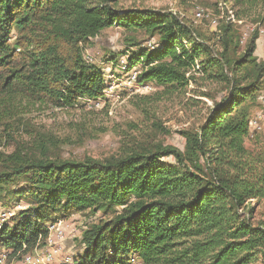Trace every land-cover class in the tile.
<instances>
[{
    "label": "trees",
    "instance_id": "16d2710c",
    "mask_svg": "<svg viewBox=\"0 0 264 264\" xmlns=\"http://www.w3.org/2000/svg\"><path fill=\"white\" fill-rule=\"evenodd\" d=\"M213 1L219 13L228 0ZM230 1L235 20L253 15L264 28V0ZM112 25L157 37L156 47L127 57L140 63L138 81L169 92L201 79L227 93L196 131L180 130L183 149L155 143L103 159L62 157L40 137L30 150L0 152V203L28 201L0 227V249L20 257L44 243L58 214L100 211L106 218L84 227L76 264H130L132 256L141 264H264V221L253 222L249 204L264 199V156L245 145L264 89L258 30L242 45L225 18L211 32L175 11L119 0H0V121L21 104L69 108L101 97L104 75L80 43ZM20 181L25 187L13 188Z\"/></svg>",
    "mask_w": 264,
    "mask_h": 264
},
{
    "label": "rangeland",
    "instance_id": "374dc122",
    "mask_svg": "<svg viewBox=\"0 0 264 264\" xmlns=\"http://www.w3.org/2000/svg\"><path fill=\"white\" fill-rule=\"evenodd\" d=\"M213 3V0H119V5L123 7L175 11L202 30L215 32L219 21L228 20V10L233 12L235 8L228 0L218 4L217 13ZM196 12L201 13L198 19ZM254 19L252 15L241 21H230L234 22L242 45L255 30L259 31L254 54L264 61V28ZM15 35V31L11 33L12 38ZM156 45V36L116 25L103 29L87 43H80L84 60L98 67L104 75L107 88L103 95L97 99H79L74 107L69 108L21 104L12 112L13 117L0 121V152L9 153L18 146L24 151L30 150L34 147V140L41 141L40 137H43L51 153L62 157L103 159L118 155L125 149L155 143L183 149L185 139L180 130L196 131L214 101H219L227 93L226 87L222 83L203 82L201 79L190 82L183 91L169 89V92H164L163 86L152 81H134L127 85L126 79L119 74L122 72L119 71L122 58L127 59L140 48H154ZM133 68L137 72L140 64H135ZM122 73L129 75L128 71ZM143 96L147 98L143 99ZM8 126L10 128H6ZM249 130L246 147L264 156V89L260 90L256 103L251 107ZM164 161L173 164L171 157ZM17 187H25V183L20 181L13 185V188ZM249 204L253 207V222L264 221V199H252ZM27 206L25 198L8 197L4 204L0 203V222H6ZM102 218L106 216L100 211H74L66 215L60 213L56 220L47 222L50 225L60 221L64 232L63 238L56 242L57 253L50 264H60L65 256L72 257L71 264H76L83 251L80 238L84 227ZM6 259L8 264L9 255ZM130 264L141 263L136 256H132Z\"/></svg>",
    "mask_w": 264,
    "mask_h": 264
},
{
    "label": "built area",
    "instance_id": "2783aa9c",
    "mask_svg": "<svg viewBox=\"0 0 264 264\" xmlns=\"http://www.w3.org/2000/svg\"><path fill=\"white\" fill-rule=\"evenodd\" d=\"M229 15L228 19L231 21H235V17L232 13V10H228ZM201 16L200 12L195 13V17L198 19ZM238 21V20H237ZM240 21V20H239ZM140 64V63H139ZM133 66L129 65V62L127 59L122 58L119 64V71L125 72L128 71L129 75H124L122 72L119 74H122L121 77L126 79L127 85H131L132 82L137 81L138 82V74L140 72V69L136 72V69L133 68ZM133 68V70H132ZM120 78V77H119ZM107 88V87H106ZM105 88V89H106ZM89 99V98H87ZM4 214V213H3ZM10 215V214H9ZM2 222H0V227L2 226ZM63 230L60 227V221L54 222L50 225H48V235L44 241L43 244L37 245L34 247V249L30 252H27L20 257L13 256L10 257V250L8 249H1L0 250V264H7L6 256L9 255L10 262L8 261V264H50L53 259L56 256L57 253V244L56 242L59 239L63 238ZM71 261H73V258L70 256H65V258L60 262V264H71Z\"/></svg>",
    "mask_w": 264,
    "mask_h": 264
}]
</instances>
